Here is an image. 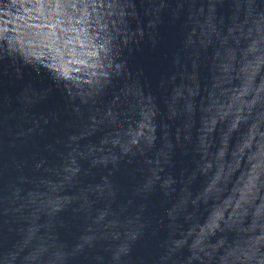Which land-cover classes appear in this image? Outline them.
Wrapping results in <instances>:
<instances>
[{"label": "water", "instance_id": "obj_1", "mask_svg": "<svg viewBox=\"0 0 264 264\" xmlns=\"http://www.w3.org/2000/svg\"><path fill=\"white\" fill-rule=\"evenodd\" d=\"M0 264H264V0H0Z\"/></svg>", "mask_w": 264, "mask_h": 264}]
</instances>
